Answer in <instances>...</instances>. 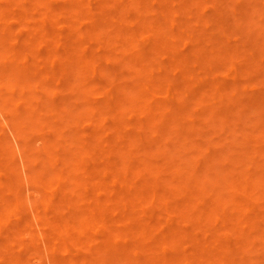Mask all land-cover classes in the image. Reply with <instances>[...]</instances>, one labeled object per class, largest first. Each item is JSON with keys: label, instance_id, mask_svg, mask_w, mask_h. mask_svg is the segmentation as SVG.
Returning <instances> with one entry per match:
<instances>
[{"label": "bare ground", "instance_id": "bare-ground-1", "mask_svg": "<svg viewBox=\"0 0 264 264\" xmlns=\"http://www.w3.org/2000/svg\"><path fill=\"white\" fill-rule=\"evenodd\" d=\"M194 1L207 2L0 0V114L16 139L0 127V264H248L264 238V79L244 96L217 63L264 68L223 37L194 42ZM212 124L236 136L194 157Z\"/></svg>", "mask_w": 264, "mask_h": 264}, {"label": "rangeland", "instance_id": "rangeland-1", "mask_svg": "<svg viewBox=\"0 0 264 264\" xmlns=\"http://www.w3.org/2000/svg\"><path fill=\"white\" fill-rule=\"evenodd\" d=\"M221 4L222 5L218 7L214 3V0H207L205 6H201L194 1V42L200 39L203 41L204 45L212 49L210 37L212 35L223 37L224 40L230 44L251 51L254 57L262 63L261 65L264 68V0H221ZM201 13H204V17L206 18H202ZM213 14L219 17L223 22L221 32L216 29L215 20L210 18ZM242 64L243 63H238L236 67L240 66L242 69ZM217 65L220 69L218 72V78L239 85L244 96L251 94L252 91L262 85L261 81H263L264 76H262L261 73H258V75L256 72H250L246 75L241 74L238 68L236 69L235 66H230L225 61H219ZM192 67L194 68V78L191 77V80H194V85L198 87H208L209 82L207 80L204 66L200 62L194 60V66ZM247 107L254 109V107ZM254 110L251 112L248 110L249 112H247L246 115L251 116L253 112L256 113ZM246 115L244 112V117L242 116V118L247 119L248 116ZM5 124V120L0 114V127L10 139L12 146H16V139L13 138L14 136L11 133V129H8L10 126L6 127ZM241 124L243 128L241 127ZM241 124L239 129L244 130L245 126L249 124V121H247L246 124V122L242 120ZM207 128L208 134H204L203 131L201 134L204 135H198L200 133L194 135L195 143L197 145H194V157L197 155L200 144L207 141L209 138L218 141L220 138L226 137L229 134L233 138V135L235 137V134L237 133L231 130L229 126L224 129L216 130L212 124ZM30 135L33 137L34 132L32 131ZM162 144V148L174 153V156L175 154L177 156H182L187 151L185 146L177 147L174 141L170 138H167L165 141L163 140ZM31 148L33 151L37 152L39 149V142L32 141ZM14 149L17 162L21 166L23 165V161L20 157V152L15 147ZM158 159L160 160V158ZM136 163H138V161H136ZM216 164L215 168L220 162L216 161ZM219 167L220 165L216 169H219ZM165 188L168 189L169 187ZM257 242L258 244L255 245V248H248L247 251L245 250L246 254L243 256L246 258L248 264H251L252 261L253 264H264V238H258Z\"/></svg>", "mask_w": 264, "mask_h": 264}]
</instances>
